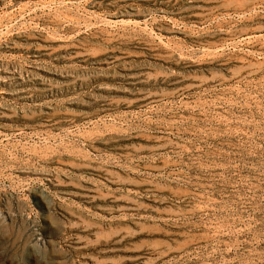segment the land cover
Returning <instances> with one entry per match:
<instances>
[{
  "label": "rangeland",
  "instance_id": "obj_1",
  "mask_svg": "<svg viewBox=\"0 0 264 264\" xmlns=\"http://www.w3.org/2000/svg\"><path fill=\"white\" fill-rule=\"evenodd\" d=\"M0 264H264V0H0Z\"/></svg>",
  "mask_w": 264,
  "mask_h": 264
}]
</instances>
